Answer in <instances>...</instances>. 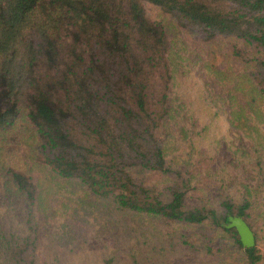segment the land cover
Wrapping results in <instances>:
<instances>
[{
  "label": "trees",
  "instance_id": "trees-1",
  "mask_svg": "<svg viewBox=\"0 0 264 264\" xmlns=\"http://www.w3.org/2000/svg\"><path fill=\"white\" fill-rule=\"evenodd\" d=\"M193 68L204 73L198 131L174 88ZM221 115L237 141L209 135ZM262 126L264 0H0V264H24L41 233L71 243L67 210L94 213L107 232L120 214L209 222L260 264L253 210L264 180L228 170L255 161L264 178ZM209 177L227 193L189 203ZM235 215L252 246L225 225Z\"/></svg>",
  "mask_w": 264,
  "mask_h": 264
},
{
  "label": "rangeland",
  "instance_id": "rangeland-1",
  "mask_svg": "<svg viewBox=\"0 0 264 264\" xmlns=\"http://www.w3.org/2000/svg\"><path fill=\"white\" fill-rule=\"evenodd\" d=\"M183 36L193 49L205 57L207 45L202 43L196 35L184 32ZM203 77V72L193 68L189 73L178 75L174 86L179 100L187 105L191 104L198 113L196 131L201 127L202 122L203 112L197 95ZM228 88L229 85L222 88L225 90L223 95H226ZM211 126L215 129H210L209 135L216 133L224 135L226 141L232 138L234 141L238 140L235 134L227 132V123L223 115L215 118ZM261 130L264 131V126ZM193 139L195 141L198 139L195 132ZM240 142L246 147L251 144L246 137H240ZM252 163L257 165L255 161ZM252 163L235 164L229 168L228 175L244 178L247 173L251 172L242 181L248 180L251 184H257L264 178L255 171L253 173L250 169ZM156 177V175L148 176L149 180H154ZM201 185L203 190L188 192L187 201L189 203L206 201L207 198L219 199L221 193L225 194L228 191L223 186H218V182L212 177L203 179ZM233 187L236 186H230L229 190ZM263 193L264 190L260 196ZM80 212L85 215V220L70 216L69 210L65 212L66 216L61 217L73 227L74 235L71 243L61 245L60 241H54L52 237H45L41 233L43 236L40 235L36 243L31 246L23 263L102 264L104 256L113 254L111 264H247L242 257V252L233 244V240L217 232L209 222L168 224L158 217L130 218L129 215L120 214L115 215L118 218L115 229L107 232L105 230L107 227L94 213L85 210H80ZM253 218L257 232V244L264 253V198L262 197L254 206ZM50 223L54 224L56 220H50ZM47 231L55 230L48 229ZM260 264H264V260Z\"/></svg>",
  "mask_w": 264,
  "mask_h": 264
},
{
  "label": "water",
  "instance_id": "water-1",
  "mask_svg": "<svg viewBox=\"0 0 264 264\" xmlns=\"http://www.w3.org/2000/svg\"><path fill=\"white\" fill-rule=\"evenodd\" d=\"M225 225L228 227L234 226L236 228L244 246H252L254 244V234L247 222L241 216H230L228 223Z\"/></svg>",
  "mask_w": 264,
  "mask_h": 264
}]
</instances>
